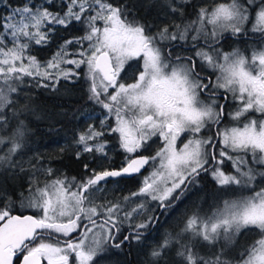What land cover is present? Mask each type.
Instances as JSON below:
<instances>
[{
  "label": "snow or ice",
  "instance_id": "1",
  "mask_svg": "<svg viewBox=\"0 0 264 264\" xmlns=\"http://www.w3.org/2000/svg\"><path fill=\"white\" fill-rule=\"evenodd\" d=\"M0 7L9 9L0 15V169L29 174L15 196L0 188V264H93L108 246L139 242L155 212L174 207L205 173L232 195L210 214L187 216L151 249L148 264H167L173 251L176 264H264V0H159L169 18L160 24L130 17L113 0H0ZM74 22L83 35L46 61L33 55ZM227 36L254 42L225 51ZM132 60L140 65L126 83ZM81 77L87 99L106 115L77 133V158L110 162L107 136L125 156L119 168L85 164L78 180L46 166L42 154L19 158L32 130L22 118L29 106L17 100L29 81L55 90ZM153 138L160 146L143 154ZM146 167L135 190L102 195L109 179Z\"/></svg>",
  "mask_w": 264,
  "mask_h": 264
},
{
  "label": "trees",
  "instance_id": "2",
  "mask_svg": "<svg viewBox=\"0 0 264 264\" xmlns=\"http://www.w3.org/2000/svg\"><path fill=\"white\" fill-rule=\"evenodd\" d=\"M11 2L16 4L19 0H11ZM36 2L39 3L40 0H36ZM113 2L126 5L130 17L135 15L139 19L155 24L168 22L164 19L165 16L161 8L158 7L159 0H113ZM50 7L53 11L61 10L58 2H54ZM8 11L9 9L0 7V15ZM83 31V27L75 22L67 29L58 28L53 34L49 46L35 47L33 55L37 56L40 61H46L52 56L59 44L64 40L83 35ZM17 103L18 106L28 104L31 111L25 113L22 118L26 119L32 130L27 146L19 158L26 161L39 153L46 157L43 161L46 166L66 174L69 178L73 177L74 174L77 176L82 175L79 167L80 162L94 160L89 158V154H86L87 158L85 159H78L76 156L77 145L74 140L77 133L84 130L88 124L98 127L99 122L103 119L102 116L106 115L99 105H95L87 99L86 84L83 78L81 77L75 82L61 80L55 90L38 87L34 81H29L21 86ZM94 115L99 117H93ZM114 138L112 136L105 137L109 141V147L113 148H111L112 151H116L118 156H124L125 154L119 148V145L115 143ZM61 148H63V151H60ZM50 156L52 158H47ZM28 175L27 172L20 173L17 170L0 169V188L15 196L18 191L26 187ZM206 188L208 194L211 193L210 187L205 185L199 186L201 194L206 192ZM201 196L199 195L198 198L200 199ZM198 201L201 202L202 200ZM190 203L184 205V209L189 210V212L184 217L178 216L177 223L173 222V217L169 218L165 230L174 234L178 230L177 228L183 226V219L193 213H191ZM157 242L158 238L150 245L125 246L123 250L118 251L116 256L105 260L104 263H100V260L94 261L93 264H148L150 260L149 253L153 247L157 246ZM199 250L201 254L207 252V248L202 245L199 246ZM166 261L167 264H176L174 251L169 253ZM161 264H165V261H162Z\"/></svg>",
  "mask_w": 264,
  "mask_h": 264
},
{
  "label": "flooded vegetation",
  "instance_id": "3",
  "mask_svg": "<svg viewBox=\"0 0 264 264\" xmlns=\"http://www.w3.org/2000/svg\"><path fill=\"white\" fill-rule=\"evenodd\" d=\"M211 0H193V3H210ZM194 15V9L191 6H188L186 9V16L191 19L193 18ZM164 19L168 20L169 18L164 17ZM166 23V22H165ZM254 41L252 39L245 40V39H240V40H234L230 36H227L226 39L223 41V47L225 51H229L233 48L239 47L241 49H245L246 47L250 46ZM258 43V41H256ZM137 66L134 68L132 67L131 72L129 73H122V76L129 75L128 77L125 78V82L129 83L130 81L133 80L134 75L139 68L140 61H133ZM93 117H99L98 115H94ZM227 122V121H226ZM113 138L115 136H112ZM115 139V143L118 144V141ZM183 139V137L181 138ZM114 142V141H113ZM160 141L159 139L156 141V138L152 141H150V147L146 152L143 154L145 155H152L155 153L157 148L160 146ZM119 145V144H118ZM179 146V142H178ZM112 147H109V154L111 157L110 162H105L101 163L99 158H97L94 161L86 162L82 161L79 164V167L82 171V175L77 176L74 174L73 177H76L78 180L83 179L85 176V164L89 166V168H100V167H113V168H119L121 164L124 162V156L117 155L116 151H112ZM124 153V152H123ZM125 154V153H124ZM140 153H137L136 155H139ZM80 158H87L86 153L81 155ZM148 168H146L141 174L131 177V178H116V179H109L107 182V187L105 189V192L102 195H106L108 199H115L118 197H121L122 195L126 194L130 190H135L136 188L139 187L141 178L143 177L144 174L148 172ZM230 170V168H229ZM210 187L211 193L208 194V190L206 188V194H201L199 191V186H205ZM216 189H215V188ZM202 195L201 198L199 199L198 196ZM230 193H226L224 190L219 189L215 182L212 180L211 176L208 174H202L201 176L197 177V182H194L193 184L188 186V190L185 192L184 196L179 200L174 207H172L170 210L167 212H161L160 210H157L155 212V215L159 217L158 221H156L154 224L150 225L149 228L145 231L144 236L142 239L138 242L136 240H131L128 242H125L120 249L114 248V247H106V250L99 254L96 258H94V261H100V263H104L105 260L111 259V257H114L118 254V251H121L124 249L125 246H131V245H150L151 243L149 242L152 238L154 241L158 238L157 245L160 243V241L164 238V231L165 227L163 228L164 225H166L167 220L171 217L174 218V223H177V217H184L186 213L189 212V210L184 209V205L186 206L187 203H190V206L192 208L191 213L194 211H201V213H209L213 209V205H207L202 206L200 209H194V203H198V200H202L204 203H209L211 204L213 201H216L217 204L222 200V198H225L229 196ZM186 203V204H183ZM200 203V202H199ZM176 207V208H175ZM181 222V221H180ZM179 223V221H178ZM182 226H180L177 229H180ZM164 229V230H163ZM129 233V229L127 225L124 226L122 233H121V238L123 235H126ZM156 244V242H155Z\"/></svg>",
  "mask_w": 264,
  "mask_h": 264
},
{
  "label": "rangeland",
  "instance_id": "4",
  "mask_svg": "<svg viewBox=\"0 0 264 264\" xmlns=\"http://www.w3.org/2000/svg\"><path fill=\"white\" fill-rule=\"evenodd\" d=\"M134 60H132V61H129V63H128V65H126L125 66V73H130L131 72V69H132V67H136L137 65L133 62ZM135 61H137V60H135ZM129 75H126L125 76V78L126 77H128ZM131 82H133V80L132 81H130L129 83H131ZM103 117V119H104V117L105 116H102ZM100 123V122H99ZM155 139V138H154ZM158 140V138H156V141ZM147 174V173H146ZM146 174H144V175H146ZM142 179V178H141ZM231 195V194H230ZM206 204L207 205H213V207L215 206V205H217V202L216 201H213L211 204H209V203H204L203 201H201L200 203L198 202V203H194V209L196 210V209H200V208H202V206L204 205V206H206ZM211 212V211H210ZM210 212H209V214H210ZM202 214H204V213H202ZM184 221H185V219H183V223H184ZM166 225H164L163 226V228L165 227ZM164 230V229H163ZM179 230V229H178ZM177 230V231H178ZM176 232V231H175ZM168 233H171V231H167V230H165L164 231V237H165V235L166 234H168ZM151 240L149 241L150 243H153L154 242V239H152V238H150ZM244 241H242V243H243Z\"/></svg>",
  "mask_w": 264,
  "mask_h": 264
},
{
  "label": "water",
  "instance_id": "5",
  "mask_svg": "<svg viewBox=\"0 0 264 264\" xmlns=\"http://www.w3.org/2000/svg\"><path fill=\"white\" fill-rule=\"evenodd\" d=\"M146 168H147V167H146ZM146 168H145V169H146ZM145 169H143L142 172H143ZM142 172H141V173H142ZM137 175H139V174H134V175H132V176H123V177H119V178H131V177H134V176H137ZM115 179H116V178H115Z\"/></svg>",
  "mask_w": 264,
  "mask_h": 264
}]
</instances>
